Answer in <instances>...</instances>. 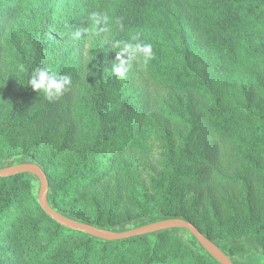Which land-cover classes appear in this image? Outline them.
Here are the masks:
<instances>
[{"label":"trees","instance_id":"1","mask_svg":"<svg viewBox=\"0 0 264 264\" xmlns=\"http://www.w3.org/2000/svg\"><path fill=\"white\" fill-rule=\"evenodd\" d=\"M36 11L44 31L53 32L33 45L6 94L0 168L39 164L50 204L73 218L124 230L181 217L238 254L237 264H264V112L254 104L264 96V0H0V42ZM93 11L108 17L99 31L89 20ZM137 33L152 44L154 58L147 69L134 64L119 79L110 71L117 51L111 42ZM90 58L96 79L82 92ZM37 66L70 75L72 86L57 100L45 99L28 85ZM144 79L167 96L160 113L187 131L170 150L165 183L152 192L132 166L142 150L146 90L124 97ZM129 98L140 102L127 107ZM60 131L63 142L40 161L36 151ZM80 135L82 151L65 169V138ZM26 137L30 148L12 151ZM109 147H115L110 154ZM111 176L116 183L98 192ZM3 181L0 226L12 231L0 235V264H218L185 230L160 231L158 242L159 232L105 241L65 228L38 205L36 177L13 175L4 188ZM214 182L229 187L216 202L205 192ZM26 204L38 215L31 224Z\"/></svg>","mask_w":264,"mask_h":264},{"label":"rangeland","instance_id":"2","mask_svg":"<svg viewBox=\"0 0 264 264\" xmlns=\"http://www.w3.org/2000/svg\"><path fill=\"white\" fill-rule=\"evenodd\" d=\"M20 20L15 24L13 28H11L5 38L0 42V113L5 111V99L6 94L9 92L12 86H14L18 79L20 78V70L22 65L27 62L30 58V53L33 45L37 42H45L44 38L50 37L53 31H44L42 27L45 24L41 13L36 11V15L33 17H29ZM28 19V20H27ZM91 36V33L89 32ZM60 39H65L66 42H72L74 37L66 38V36H58ZM91 51V40L88 41L85 47V52L90 54ZM90 57V55H89ZM91 66L94 64V61L89 59ZM92 66L88 71L89 75L86 80L82 82V92H89L93 86V82L96 79L95 72H92ZM132 93H125L124 97L130 95H136L141 90H146V99L148 103V112L146 117L144 118V124L141 129L142 135L141 139L143 140L142 150L138 151L136 154V159L132 166L137 172L138 178L144 184V187L152 192L157 187L162 186L165 182L164 180L169 174L167 166V161L170 158V150L176 149L181 144V139L186 136V129L179 127L176 123L170 120V118L163 116L160 113V105L161 100H164L167 96H165V92L156 87H149L146 79L137 83L132 87ZM125 106L128 107V104L140 102L136 101V99H127L125 101ZM254 104H257L256 107L264 112V96L257 97L254 101ZM124 105V104H123ZM120 106H117L112 113L118 112ZM63 133L66 135V129H63ZM63 133L60 131L56 140L50 143H46L42 145L43 149H39L37 152L38 155L36 157L40 160H47L52 151L61 144ZM83 135V134H82ZM75 138L73 140H67L65 138V142L63 147L65 149V161L64 168L66 169L70 163H73L77 156L81 153V148L83 144H81V138ZM19 144V145H18ZM17 144L18 149H12V151L19 150L20 145H24L25 148L28 149L31 146L30 138L26 137L22 139ZM115 147H109V154L114 151ZM21 150V149H20ZM229 162H226L223 165H229ZM228 173H232L231 168L228 169ZM16 175V174H15ZM13 176V175H11ZM5 176L0 177L4 178L2 186L6 187L9 181V177ZM118 178L116 176L109 177L105 182L97 187L98 192H102L104 189H108L112 187L113 184L116 183ZM229 187L226 183H213L209 185L205 192L208 196H210L212 201H217L218 198L222 199L223 196L228 192ZM196 193H193V195ZM27 195H23L25 197ZM27 212H25L26 220L31 224L34 220L38 218V215L30 205L26 204L24 206ZM34 213V214H33ZM24 215V216H25ZM34 217V218H33ZM3 227H6V224H2ZM0 226V235L7 230V232H11L12 228L2 229ZM8 226V225H7ZM167 231V230H165ZM161 231V232H165ZM6 232V233H7ZM159 232L157 234V241L160 242ZM170 232V231H169ZM172 233V232H170ZM173 234V233H172ZM174 235V234H173ZM8 245L6 248H9Z\"/></svg>","mask_w":264,"mask_h":264},{"label":"water","instance_id":"3","mask_svg":"<svg viewBox=\"0 0 264 264\" xmlns=\"http://www.w3.org/2000/svg\"><path fill=\"white\" fill-rule=\"evenodd\" d=\"M20 173H28L38 179L39 186L36 199L38 205L49 217L65 228L82 231L89 236L105 241L150 235L163 230L180 229L189 232L218 264H237V261L240 260L238 254H228L215 241L203 234L192 222L181 217H165L124 230L102 228L73 218L55 209L50 204L48 198V178L39 164L35 162H22L0 168V177Z\"/></svg>","mask_w":264,"mask_h":264},{"label":"clouds","instance_id":"4","mask_svg":"<svg viewBox=\"0 0 264 264\" xmlns=\"http://www.w3.org/2000/svg\"><path fill=\"white\" fill-rule=\"evenodd\" d=\"M92 27L99 31L98 26L108 22L107 15L93 11L89 16ZM111 47L116 49V57L111 64V73L119 79H125L129 70L135 64L140 69H147L154 58L152 44L141 40L139 34H131L128 39H116L111 42ZM28 85L49 101L62 97L72 86V77L60 74L49 67H35L28 79Z\"/></svg>","mask_w":264,"mask_h":264}]
</instances>
